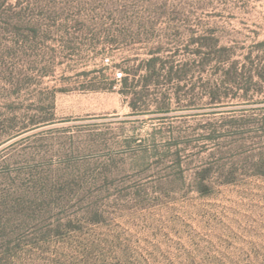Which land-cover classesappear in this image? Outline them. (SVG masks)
<instances>
[{"label": "rangeland", "instance_id": "1", "mask_svg": "<svg viewBox=\"0 0 264 264\" xmlns=\"http://www.w3.org/2000/svg\"><path fill=\"white\" fill-rule=\"evenodd\" d=\"M263 41L264 0H0V264H264Z\"/></svg>", "mask_w": 264, "mask_h": 264}, {"label": "trees", "instance_id": "2", "mask_svg": "<svg viewBox=\"0 0 264 264\" xmlns=\"http://www.w3.org/2000/svg\"><path fill=\"white\" fill-rule=\"evenodd\" d=\"M120 32H124L123 30H118ZM126 31V29H125ZM120 44L118 38H112L107 42V46L110 47L111 50L118 47ZM258 46L263 47L264 41L260 42ZM227 53L229 52L230 48L224 49ZM221 51L223 52V47L221 48ZM227 57H229L228 54ZM213 57V56H212ZM209 58V59H212ZM221 58L223 56L221 55ZM258 60H262L264 63V53L262 55H258ZM245 60L247 62H254L252 58V54H249L245 57ZM161 58L157 56H153L148 61H141L136 66H131L128 62V60H124L120 64H117V67H120L121 76L120 78H116L120 81V90L119 93L127 100H129V106L135 113H142L145 111H148V107L151 102L156 103V112H164L166 111L167 97L165 95L161 94V97L159 98H153L152 97V86H159L161 84H172L175 81H181L186 76V72L188 70V67L183 68H175L174 66H171L168 69V72L165 76L161 74L160 69L164 68L163 66L165 63L162 64ZM239 75L237 73H233L231 71H228L225 73V82L230 81H237ZM252 77L249 76L245 80L246 84V90L250 88V85L252 84ZM259 77H264L261 74H259ZM241 85V84H239ZM183 90V87L178 83L176 86V95H179V93ZM221 90L220 88H213L211 89V94L215 96L220 95Z\"/></svg>", "mask_w": 264, "mask_h": 264}, {"label": "built area", "instance_id": "3", "mask_svg": "<svg viewBox=\"0 0 264 264\" xmlns=\"http://www.w3.org/2000/svg\"><path fill=\"white\" fill-rule=\"evenodd\" d=\"M120 74V76H121V73H119Z\"/></svg>", "mask_w": 264, "mask_h": 264}]
</instances>
